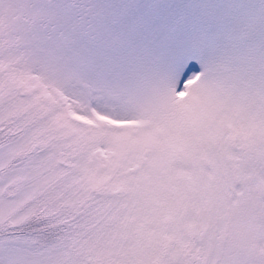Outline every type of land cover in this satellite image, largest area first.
<instances>
[{"label": "snow or ice", "instance_id": "snow-or-ice-1", "mask_svg": "<svg viewBox=\"0 0 264 264\" xmlns=\"http://www.w3.org/2000/svg\"><path fill=\"white\" fill-rule=\"evenodd\" d=\"M0 264H264V0H0Z\"/></svg>", "mask_w": 264, "mask_h": 264}]
</instances>
